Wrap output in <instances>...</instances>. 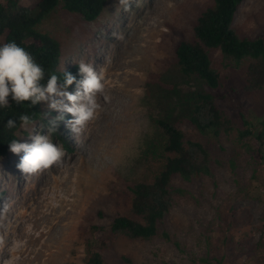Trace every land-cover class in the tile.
Instances as JSON below:
<instances>
[{"label": "rangeland", "instance_id": "374dc122", "mask_svg": "<svg viewBox=\"0 0 264 264\" xmlns=\"http://www.w3.org/2000/svg\"><path fill=\"white\" fill-rule=\"evenodd\" d=\"M39 1L21 4L34 12ZM213 2L129 0L126 9L121 0H108L95 21L61 5L40 23L39 29L62 45V70L81 61L103 69L109 99L101 101L86 132L77 134L60 121L50 137L64 156L49 168L24 174L17 167L19 155L10 151L0 157V264H86L91 226L108 229L117 211L128 212V185L152 180L163 166L162 160L145 155L157 131L154 118L170 115L189 136L194 134L186 119L189 98L209 88L181 73L174 52L181 39L192 37L193 23ZM233 27L244 35L264 34V0H244ZM213 65L226 79L211 92L234 116L246 114L261 130L264 92H244L243 72L226 68L220 49L213 52ZM42 106L48 121L61 114L45 102ZM46 119L34 128H20V139L28 140L34 130L47 132ZM218 140L213 139L212 148L223 164L216 174L190 184L177 178L175 184L188 186L191 193L168 215L159 234L144 243L115 236L110 254L118 260L129 254L134 264L247 261L242 248L252 251L262 237L264 185L251 179L252 164L243 150L226 138ZM249 140L258 146L255 135Z\"/></svg>", "mask_w": 264, "mask_h": 264}, {"label": "trees", "instance_id": "16d2710c", "mask_svg": "<svg viewBox=\"0 0 264 264\" xmlns=\"http://www.w3.org/2000/svg\"><path fill=\"white\" fill-rule=\"evenodd\" d=\"M107 1L40 0L33 12L28 5L21 4V0H0V44L15 41L43 66L46 79L56 74L62 82L66 71L60 68L62 45L50 33L41 31L40 23L61 5L69 12L79 13L86 21H95L104 11ZM243 1L214 0L193 23L192 37L181 39L176 45L174 55L181 73L199 78L209 88V91L195 92L189 98L186 119L194 134L189 136L170 115L154 118L157 131L148 141L145 155L162 160L163 166L152 180L128 185L131 192L128 212L117 211L108 229L98 224L91 226L93 235L86 246V264H134L129 254H122L119 260L110 254L115 245L114 237L120 236L135 243L152 241L168 215L191 193L188 186L176 185V179L190 184L201 178L213 177L223 164L212 148L213 139L220 141L226 138L243 150L252 164L251 179L264 185V120L262 129L258 130L246 114L237 118L211 92L222 88L226 79L223 72L213 65V52L219 49L226 68L243 72L244 92H264V34L244 35L233 27L235 14ZM67 71L82 78L79 77L78 65L69 67ZM24 113L35 121L46 119L42 102L35 106L28 101L12 103L11 107L0 109V157L10 152L9 143L13 139H20L19 116ZM9 118L17 120L15 129L5 127ZM254 135L258 146L249 140ZM232 162L235 163L234 160ZM261 200L264 202V196ZM98 214L105 217L103 210H98ZM259 230L262 237L256 247L252 251L242 248L247 254V261L243 264H249V261L264 264V215Z\"/></svg>", "mask_w": 264, "mask_h": 264}, {"label": "clouds", "instance_id": "9594fccd", "mask_svg": "<svg viewBox=\"0 0 264 264\" xmlns=\"http://www.w3.org/2000/svg\"><path fill=\"white\" fill-rule=\"evenodd\" d=\"M121 3L126 9L129 6V0H121ZM78 72L82 78L66 70L62 82L56 74L46 79L43 66L25 48L15 41L0 44V109L9 108L12 103L28 101L35 106L45 102L50 109L61 113L49 122L47 132L34 130L28 140L13 139L9 143V150L20 156L17 167L22 173H36L60 162L64 151L53 142L50 133L59 129L60 121H65V126L77 134L86 132L102 108L101 101L109 99L103 69L97 70L92 64L81 61ZM73 84L76 85L74 92L69 91ZM65 113L71 114V118L66 119ZM35 123L27 113L19 116L21 129L34 128ZM5 127L15 129L17 120L7 119Z\"/></svg>", "mask_w": 264, "mask_h": 264}, {"label": "bare ground", "instance_id": "6f19581e", "mask_svg": "<svg viewBox=\"0 0 264 264\" xmlns=\"http://www.w3.org/2000/svg\"><path fill=\"white\" fill-rule=\"evenodd\" d=\"M55 199V198H54ZM49 205V204H48ZM18 222V221H17Z\"/></svg>", "mask_w": 264, "mask_h": 264}]
</instances>
